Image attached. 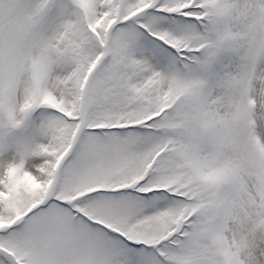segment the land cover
I'll list each match as a JSON object with an SVG mask.
<instances>
[{
	"label": "snow or ice",
	"instance_id": "snow-or-ice-1",
	"mask_svg": "<svg viewBox=\"0 0 264 264\" xmlns=\"http://www.w3.org/2000/svg\"><path fill=\"white\" fill-rule=\"evenodd\" d=\"M0 264H264V0H0Z\"/></svg>",
	"mask_w": 264,
	"mask_h": 264
}]
</instances>
